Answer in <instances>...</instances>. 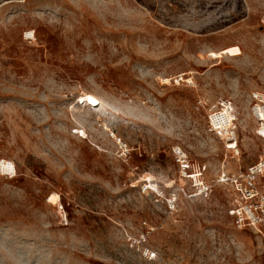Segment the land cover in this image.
Listing matches in <instances>:
<instances>
[{"label": "rangeland", "instance_id": "374dc122", "mask_svg": "<svg viewBox=\"0 0 264 264\" xmlns=\"http://www.w3.org/2000/svg\"><path fill=\"white\" fill-rule=\"evenodd\" d=\"M256 92L264 0H0V264H264L225 185L181 193L172 212L139 191L145 178L165 195L172 180L192 191L195 170L212 181L224 164L255 163ZM226 106L238 162L207 127ZM145 222L154 259L137 244Z\"/></svg>", "mask_w": 264, "mask_h": 264}, {"label": "built area", "instance_id": "2783aa9c", "mask_svg": "<svg viewBox=\"0 0 264 264\" xmlns=\"http://www.w3.org/2000/svg\"><path fill=\"white\" fill-rule=\"evenodd\" d=\"M196 108L204 109L205 102L198 103ZM250 111L255 122V134L262 140L260 155L255 163L246 167H242L241 164H224L212 181L201 178L198 170H195L196 180L192 191H188L184 185L174 187L176 181L172 180L171 185L165 183V188L171 189L166 195L155 179L145 178L139 185L140 193L152 195L156 202L165 199L166 207L172 212L181 193L187 198L205 199L211 194L212 182L225 185L231 195L227 205L228 214L234 218L236 228L240 230L250 228L264 242V92H256ZM207 120L209 131L217 137L225 149V159L232 162L240 161L241 146L237 113L226 106L209 112ZM110 134L117 142L119 156L129 159L134 148L126 141L117 138L114 132L111 131ZM172 152L179 163V179H188L191 173L187 151L181 146H173ZM195 169L198 167L195 166ZM132 185L135 186V183ZM144 224L148 229L140 233L137 244L144 245L142 253L145 257L154 259L157 252L145 246L148 235L154 231V227L148 226L147 222ZM130 240H133V237H130Z\"/></svg>", "mask_w": 264, "mask_h": 264}, {"label": "snow or ice", "instance_id": "6c2138e0", "mask_svg": "<svg viewBox=\"0 0 264 264\" xmlns=\"http://www.w3.org/2000/svg\"><path fill=\"white\" fill-rule=\"evenodd\" d=\"M89 99H91V98H89Z\"/></svg>", "mask_w": 264, "mask_h": 264}]
</instances>
